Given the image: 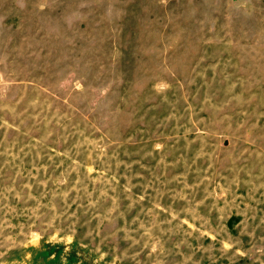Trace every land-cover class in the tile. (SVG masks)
Wrapping results in <instances>:
<instances>
[{
	"label": "rangeland",
	"instance_id": "374dc122",
	"mask_svg": "<svg viewBox=\"0 0 264 264\" xmlns=\"http://www.w3.org/2000/svg\"><path fill=\"white\" fill-rule=\"evenodd\" d=\"M0 264H264V0H0Z\"/></svg>",
	"mask_w": 264,
	"mask_h": 264
}]
</instances>
